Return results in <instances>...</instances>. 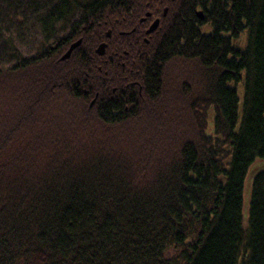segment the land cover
I'll return each instance as SVG.
<instances>
[{
	"label": "trees",
	"instance_id": "16d2710c",
	"mask_svg": "<svg viewBox=\"0 0 264 264\" xmlns=\"http://www.w3.org/2000/svg\"><path fill=\"white\" fill-rule=\"evenodd\" d=\"M260 159L264 0H0V264H264Z\"/></svg>",
	"mask_w": 264,
	"mask_h": 264
},
{
	"label": "rangeland",
	"instance_id": "374dc122",
	"mask_svg": "<svg viewBox=\"0 0 264 264\" xmlns=\"http://www.w3.org/2000/svg\"><path fill=\"white\" fill-rule=\"evenodd\" d=\"M14 26L15 24L9 25L10 31L7 29V27L3 29V32L1 35L2 39H6L8 36H13V34H16L13 30ZM21 27L24 28V31L21 33V36L17 38V45L19 46V48L21 49L24 55H30L34 53L36 49L38 48V44H39L37 40L38 37L36 38L35 32L32 31L30 27H27V26H21ZM204 29L209 30L208 27ZM246 41H247V33L243 34L242 36V44L245 45ZM2 52L5 55V58L3 57L4 63H5L4 65L7 66L9 63L11 64L13 60L10 56L9 49L5 47V49ZM5 59H8V61ZM239 96H240V106H241V103L243 100L242 87L239 88ZM209 132L210 133L213 132L212 119L210 120ZM263 169H264V159H260L259 161H256L251 165L247 173L246 181H245V188H244V211H243L244 217L247 216V209H248V205H249L250 197H251V186H252L253 178L259 171Z\"/></svg>",
	"mask_w": 264,
	"mask_h": 264
},
{
	"label": "water",
	"instance_id": "95a60500",
	"mask_svg": "<svg viewBox=\"0 0 264 264\" xmlns=\"http://www.w3.org/2000/svg\"><path fill=\"white\" fill-rule=\"evenodd\" d=\"M199 16L202 18L203 17V12L200 11L199 13ZM151 13H147V16H150ZM145 18H143L142 20H144ZM159 23H160V19H156L149 27V29L147 30V33L150 34L152 32H154L158 26H159ZM82 42V39H79L78 41L74 42L71 44L70 48L67 50V52L63 55V59L64 58H67L71 55V53L73 52L74 49H76ZM97 52L100 53V54H104L105 53V44H101L99 46V48L97 49Z\"/></svg>",
	"mask_w": 264,
	"mask_h": 264
},
{
	"label": "flooded vegetation",
	"instance_id": "af4514ba",
	"mask_svg": "<svg viewBox=\"0 0 264 264\" xmlns=\"http://www.w3.org/2000/svg\"><path fill=\"white\" fill-rule=\"evenodd\" d=\"M155 19H157V17H156V18H153L152 21L150 22V24H151ZM150 24H149V26H150ZM149 26H148V27H149ZM147 29H148V28H147Z\"/></svg>",
	"mask_w": 264,
	"mask_h": 264
}]
</instances>
